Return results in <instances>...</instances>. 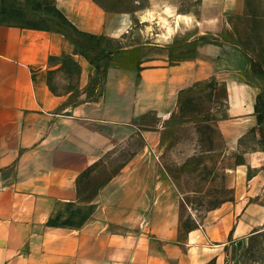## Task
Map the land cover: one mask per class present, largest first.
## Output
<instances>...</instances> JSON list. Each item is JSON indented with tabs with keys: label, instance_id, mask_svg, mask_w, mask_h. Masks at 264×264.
Here are the masks:
<instances>
[{
	"label": "crops",
	"instance_id": "crops-1",
	"mask_svg": "<svg viewBox=\"0 0 264 264\" xmlns=\"http://www.w3.org/2000/svg\"><path fill=\"white\" fill-rule=\"evenodd\" d=\"M38 1L0 0V264H242L264 230V60L234 20L264 29V0L260 15L248 0H42L102 41L89 54ZM206 82L231 198L187 224L160 146L180 96Z\"/></svg>",
	"mask_w": 264,
	"mask_h": 264
},
{
	"label": "rangeland",
	"instance_id": "rangeland-1",
	"mask_svg": "<svg viewBox=\"0 0 264 264\" xmlns=\"http://www.w3.org/2000/svg\"><path fill=\"white\" fill-rule=\"evenodd\" d=\"M94 1L106 11L114 12H132L147 3V0ZM38 2L45 4V10L52 16L51 25L74 36L83 53L89 54L101 46L100 39L74 34L52 5L42 0ZM248 3L252 14H261L262 0H248ZM234 22L241 40L255 51V56L264 60L262 21L237 18ZM97 78H101V75L98 74ZM260 81L264 82L263 74H260ZM213 85V82H206L180 96L174 111L166 119L165 138L160 146L162 160L171 171L188 213L183 220L187 224L211 221L219 204L231 198L230 190L225 185L224 169L234 162V158L232 154L225 153V143L217 127L221 107L212 98ZM242 264H264V230L252 237Z\"/></svg>",
	"mask_w": 264,
	"mask_h": 264
},
{
	"label": "trees",
	"instance_id": "trees-1",
	"mask_svg": "<svg viewBox=\"0 0 264 264\" xmlns=\"http://www.w3.org/2000/svg\"><path fill=\"white\" fill-rule=\"evenodd\" d=\"M56 11V10H55ZM57 13V12H56ZM58 14V13H57ZM59 15V14H58ZM60 16V15H59ZM91 37V36H90ZM252 70L255 73H264V70L259 66L257 62H253ZM255 113L258 121H262L264 118V94H259L256 98Z\"/></svg>",
	"mask_w": 264,
	"mask_h": 264
}]
</instances>
